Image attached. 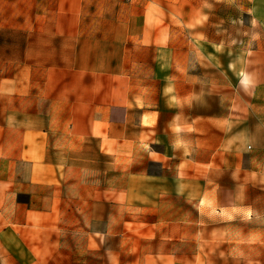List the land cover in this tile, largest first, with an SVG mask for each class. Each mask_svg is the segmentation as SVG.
<instances>
[{
    "label": "crops",
    "instance_id": "1",
    "mask_svg": "<svg viewBox=\"0 0 264 264\" xmlns=\"http://www.w3.org/2000/svg\"><path fill=\"white\" fill-rule=\"evenodd\" d=\"M249 6L259 37L238 46L171 37L169 24L158 44L145 10L144 22L83 24L89 29L77 36L67 17L44 31L37 23L0 28L34 48L15 77L6 71L11 58L0 57V127H16L20 136L16 151L0 154V264H46L28 246L27 222L37 211L60 216L72 206L94 208L84 217L90 226L101 223L96 234L111 241L114 264H124L120 236L129 222L104 208H117L125 174L132 208L156 209L172 199L222 208L234 200L264 217V0ZM44 96L52 102L51 131L43 129ZM59 127H68L66 135L53 134ZM91 147L112 166L91 165ZM140 181L148 183L146 193L132 186ZM107 192L113 205L96 196ZM155 231L146 246L130 247V264H204L184 243L165 242Z\"/></svg>",
    "mask_w": 264,
    "mask_h": 264
},
{
    "label": "rangeland",
    "instance_id": "2",
    "mask_svg": "<svg viewBox=\"0 0 264 264\" xmlns=\"http://www.w3.org/2000/svg\"><path fill=\"white\" fill-rule=\"evenodd\" d=\"M249 5L250 0H0V28H29L37 23L42 24L39 30L44 31V24L56 23L59 18L64 22L63 18L67 17L70 19V28L77 36L78 33L82 34L83 30L86 32L89 29L86 27L88 24L91 29H96L98 23L122 18L132 23L144 22L145 11H151L146 18L148 23H154L158 28L154 31L158 44L167 39L170 25L171 37L186 33L192 41L229 40L231 44L238 46L242 39L259 37L258 32L253 30V21L249 18ZM83 24L86 26H82ZM33 49H27L24 36L17 31H0V57L11 58L10 66L6 68L7 72H12L8 74L10 77H15L20 66H24L23 58L26 53L34 55ZM27 65L32 67L34 72V64ZM60 98L63 102L66 101L65 96H59ZM42 100L40 112L44 121L43 129L51 131L52 128L47 125L51 114V98L44 96ZM0 123H3L1 115ZM53 129V134H57L58 129L61 136L67 133L68 127ZM14 130L16 127L13 126L10 129L0 127V154L2 151L18 149L19 143L16 139L20 136L16 135ZM59 145L67 148L65 143ZM91 149L88 153L90 159H87L91 165L101 163L102 166L105 163L108 168L112 166L110 163H113V160L103 159L102 156L95 158L97 148ZM82 161L83 159L80 163ZM123 170H127L125 165ZM128 177V174L123 176V188L116 197L117 208L114 209L108 203L104 208L107 216L115 211L118 216V212L122 211L124 221L129 222L120 236L125 249L124 264H130L134 258V255H130V247L146 246L147 240L154 237L151 232L155 230L156 235L163 237L165 242L184 243L195 252V260L200 257V262L204 264H264V217L258 215L256 207L240 206L234 200H229L222 208H216L205 203L172 199L156 209L132 208L126 203ZM91 178L94 179L95 176L92 175ZM132 186L140 188L142 193H146L149 188L146 181L133 182ZM49 196L50 193H47L44 197ZM96 196L111 202V205L114 203L110 201L114 200L111 193ZM20 200L29 203L30 196L24 195ZM48 209L51 210V206ZM60 209H64V214L62 212L60 216H50L46 212L40 214V211H37L38 213L27 222L28 246L40 252V257L46 264L116 262L114 256L109 254L111 241L100 239L96 234V231L102 230L101 223L94 221L90 226L89 217H84V212L86 214L88 209L94 208L72 206ZM46 210L44 207V211ZM135 231H140L139 235L134 234ZM179 238L181 240H178ZM163 241L159 239L156 246H161Z\"/></svg>",
    "mask_w": 264,
    "mask_h": 264
}]
</instances>
